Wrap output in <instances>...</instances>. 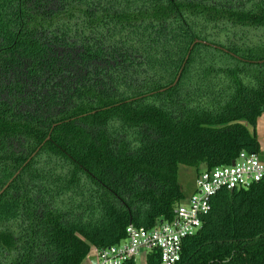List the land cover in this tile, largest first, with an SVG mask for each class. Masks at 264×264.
<instances>
[{"label": "trees", "instance_id": "trees-1", "mask_svg": "<svg viewBox=\"0 0 264 264\" xmlns=\"http://www.w3.org/2000/svg\"><path fill=\"white\" fill-rule=\"evenodd\" d=\"M263 114L264 0H0V264L171 219L180 169L259 155ZM177 264H264V181L219 191Z\"/></svg>", "mask_w": 264, "mask_h": 264}, {"label": "built area", "instance_id": "built-area-1", "mask_svg": "<svg viewBox=\"0 0 264 264\" xmlns=\"http://www.w3.org/2000/svg\"><path fill=\"white\" fill-rule=\"evenodd\" d=\"M230 164L200 169L194 176V189L175 205L171 219L161 220L151 228L128 224L125 237L116 244L91 247L88 264H123L156 252L158 264H177L181 259L183 242L202 228L203 218L211 210L212 198L221 190L247 189L264 181V161L253 152L240 151ZM90 256L95 262L91 263Z\"/></svg>", "mask_w": 264, "mask_h": 264}, {"label": "rangeland", "instance_id": "rangeland-1", "mask_svg": "<svg viewBox=\"0 0 264 264\" xmlns=\"http://www.w3.org/2000/svg\"><path fill=\"white\" fill-rule=\"evenodd\" d=\"M256 130H257L256 135L260 143V147H261L260 153L258 156L262 161H264V114L258 118ZM178 179H179L180 184L182 185L184 192L189 195L194 189L193 172H191L190 170L181 168ZM142 257L137 258L138 264L142 262V259H143Z\"/></svg>", "mask_w": 264, "mask_h": 264}, {"label": "water", "instance_id": "water-1", "mask_svg": "<svg viewBox=\"0 0 264 264\" xmlns=\"http://www.w3.org/2000/svg\"><path fill=\"white\" fill-rule=\"evenodd\" d=\"M232 164H233V161H232ZM89 260L91 261V263H94V262H95V258H94V256H90V257H89Z\"/></svg>", "mask_w": 264, "mask_h": 264}, {"label": "crops", "instance_id": "crops-1", "mask_svg": "<svg viewBox=\"0 0 264 264\" xmlns=\"http://www.w3.org/2000/svg\"><path fill=\"white\" fill-rule=\"evenodd\" d=\"M84 264H88L86 260L84 261Z\"/></svg>", "mask_w": 264, "mask_h": 264}]
</instances>
